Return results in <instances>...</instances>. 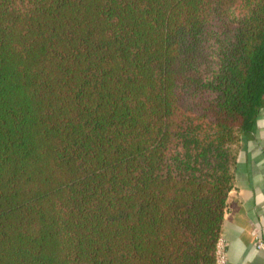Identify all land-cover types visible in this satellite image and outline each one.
I'll return each mask as SVG.
<instances>
[{
    "label": "trees",
    "instance_id": "obj_1",
    "mask_svg": "<svg viewBox=\"0 0 264 264\" xmlns=\"http://www.w3.org/2000/svg\"><path fill=\"white\" fill-rule=\"evenodd\" d=\"M264 106V0H0V264H215Z\"/></svg>",
    "mask_w": 264,
    "mask_h": 264
},
{
    "label": "crops",
    "instance_id": "obj_2",
    "mask_svg": "<svg viewBox=\"0 0 264 264\" xmlns=\"http://www.w3.org/2000/svg\"><path fill=\"white\" fill-rule=\"evenodd\" d=\"M256 229L264 236V106L239 145L221 231L227 244L226 264H264L263 251L253 247Z\"/></svg>",
    "mask_w": 264,
    "mask_h": 264
},
{
    "label": "built area",
    "instance_id": "obj_3",
    "mask_svg": "<svg viewBox=\"0 0 264 264\" xmlns=\"http://www.w3.org/2000/svg\"><path fill=\"white\" fill-rule=\"evenodd\" d=\"M253 236V247L264 253V236L261 234L260 229H256ZM227 260V244L223 236L220 234L216 245L215 264H226Z\"/></svg>",
    "mask_w": 264,
    "mask_h": 264
}]
</instances>
